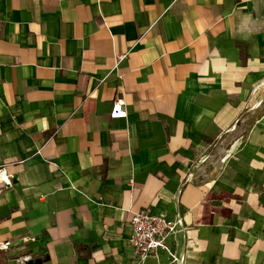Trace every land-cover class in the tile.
<instances>
[{"label": "crops", "instance_id": "obj_1", "mask_svg": "<svg viewBox=\"0 0 264 264\" xmlns=\"http://www.w3.org/2000/svg\"><path fill=\"white\" fill-rule=\"evenodd\" d=\"M0 169L9 264H264V0H0Z\"/></svg>", "mask_w": 264, "mask_h": 264}, {"label": "built area", "instance_id": "obj_2", "mask_svg": "<svg viewBox=\"0 0 264 264\" xmlns=\"http://www.w3.org/2000/svg\"><path fill=\"white\" fill-rule=\"evenodd\" d=\"M125 57V55L119 56L120 60ZM124 106V100L119 98L114 105L113 115L126 114L122 111ZM11 185V177L5 170L0 169V188ZM130 224L132 229L129 239L131 257L120 264H146L150 257H159L161 253L168 255V264H186L184 253L177 249L178 237L187 233V226L180 212L174 218H170L166 213L142 210L134 213ZM170 240H173V244ZM10 244L9 241L0 242V250H8ZM22 259L25 262L30 257L26 256Z\"/></svg>", "mask_w": 264, "mask_h": 264}, {"label": "trees", "instance_id": "obj_3", "mask_svg": "<svg viewBox=\"0 0 264 264\" xmlns=\"http://www.w3.org/2000/svg\"><path fill=\"white\" fill-rule=\"evenodd\" d=\"M10 259L12 256L9 255L8 250H0V264H9Z\"/></svg>", "mask_w": 264, "mask_h": 264}, {"label": "water", "instance_id": "obj_4", "mask_svg": "<svg viewBox=\"0 0 264 264\" xmlns=\"http://www.w3.org/2000/svg\"><path fill=\"white\" fill-rule=\"evenodd\" d=\"M41 262L40 261H37V260H32L29 262V264H40Z\"/></svg>", "mask_w": 264, "mask_h": 264}, {"label": "rangeland", "instance_id": "obj_5", "mask_svg": "<svg viewBox=\"0 0 264 264\" xmlns=\"http://www.w3.org/2000/svg\"><path fill=\"white\" fill-rule=\"evenodd\" d=\"M205 152H206V150H205ZM209 152V151H208Z\"/></svg>", "mask_w": 264, "mask_h": 264}]
</instances>
